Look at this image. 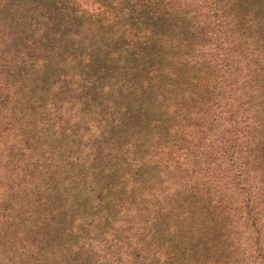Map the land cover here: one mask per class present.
Segmentation results:
<instances>
[{
    "label": "trees",
    "instance_id": "1",
    "mask_svg": "<svg viewBox=\"0 0 264 264\" xmlns=\"http://www.w3.org/2000/svg\"><path fill=\"white\" fill-rule=\"evenodd\" d=\"M97 1L107 5V0ZM92 5L93 0H4L0 8V19L12 35L9 40L0 39V68L12 90L16 113L15 155L17 161L25 159L49 169L43 177L49 173L54 179L49 185L44 181L43 190L62 197L59 202L37 197L34 215L37 219L41 214L51 216L52 221L68 217L70 231L77 228L75 233L89 245L83 248L79 241L63 238L69 229L63 226L64 219L47 226L41 223L40 233L49 241L42 237L33 248H56L58 256L50 264H108L109 256L113 264H140V252L148 264H193L184 239L190 243L206 228L197 202L188 195L178 198L177 209L170 205L162 212L152 210L153 225L145 236L135 220L142 213L143 184L147 177L155 179L164 171L197 180L194 191L198 194L210 192L202 186L209 166L196 163V155L185 156L184 161L179 158L196 135L183 133L179 138L182 125L174 135L166 129L171 122L174 126L168 110L185 98L198 101L205 113H214L223 99L231 98L228 133L233 136L237 160L230 168L236 169L240 179L264 164V0H202V4L201 0H119L112 5L110 29H115L118 19L125 28L106 49L95 40L80 41L84 26L102 28L106 20L86 14ZM247 53L254 68L243 76ZM67 62L76 72L72 92ZM171 67L173 71L166 73ZM115 70L120 73L115 75ZM248 106L254 113L253 127L242 130L236 123L240 115L246 117ZM72 110L88 116L102 129L100 135L84 136L85 128L70 118ZM46 140L58 151L53 166L42 153ZM162 141L163 149L167 148L161 150L164 158L176 165L149 169L146 157H156L161 149L150 145ZM202 144L198 146L204 148ZM212 175L211 179L216 178ZM93 191L99 201L101 228L96 238L102 248L91 255ZM245 193L251 198V188ZM83 215L88 216L87 230L81 228ZM40 262L35 257L26 264Z\"/></svg>",
    "mask_w": 264,
    "mask_h": 264
},
{
    "label": "rangeland",
    "instance_id": "2",
    "mask_svg": "<svg viewBox=\"0 0 264 264\" xmlns=\"http://www.w3.org/2000/svg\"><path fill=\"white\" fill-rule=\"evenodd\" d=\"M118 1L107 0V5L103 6L97 0H93L95 6L89 7V13L86 14L94 20L101 16H104L106 20L102 28H99L96 24L84 26V35L82 34L80 41L83 40L89 44L92 40H95V43L106 49L112 41L117 40L118 31L125 28L122 21L118 19L115 23V29H110V16L113 13L112 5ZM3 4L4 0H0V8ZM79 9L81 10V8ZM201 10L206 12L207 9L203 7ZM206 25L209 26V24ZM210 26L212 30H218L215 24ZM10 30V27L6 26L5 22L0 19V39L3 36V39L9 40L12 37ZM80 41L79 47H82ZM213 54H216V52L214 51ZM71 65L70 62H67L65 69L69 92L74 91L73 84L76 78V72H74ZM243 66L244 71L241 73L243 76L254 68L249 53L246 54L243 60ZM173 68L171 67L165 72H171ZM119 73L120 70L114 71L115 75ZM11 91L0 68V264H26L27 261L33 260L35 257L41 259L40 263L50 264L52 259L58 256L56 248L54 249L50 245L43 249H41L42 247L33 248L35 241L41 240L42 237L43 239L47 238L40 233L42 231L41 223L47 226V224L65 219V223L62 224L69 229L63 233V238L68 236L75 243L79 241L80 243L77 244H84L83 248L89 245L84 241L83 235L75 233L77 228L70 231L71 221L68 217H63V219L55 217L56 220L52 221L51 216L41 214L40 220L34 215L37 210V197H47L56 202H59L62 197L51 194L50 189L43 190L44 181L49 185L50 179H54V176L49 173L43 177V174L47 173L49 169L28 164L29 161L25 159L17 161L15 155V147L18 144L15 123L16 113L11 103ZM230 102L231 98L223 99L214 113H205L204 110H200L198 101H188L186 98L180 105L170 107L168 112L172 117V121H174V126H171V122L166 127L169 133L174 135L178 125H182L183 128L179 133V138L184 137L183 133L185 135L189 133L191 137L196 135L192 138L194 140L190 137L189 141L192 140L190 148H186V151L183 155L180 154L179 158L184 161L185 156L196 155L193 159L196 163L202 162L203 165L209 166L210 170L206 169V174L203 176L205 184L202 186H207L210 192L205 195L198 194L197 191H194L195 185L198 183L197 180L182 179L172 176V173L169 175L162 171L155 179L146 178L142 191L144 193L139 201L142 206V213L141 216L135 218L141 232L148 236L153 225L152 210L162 212L170 205H172V209H177L178 206H175V202L178 198L184 199L189 195L192 201L197 202V206L202 211V217L206 222L204 233H196V238L190 240V243H186L184 239V245L190 247L189 253L192 256L193 264H264V164L259 163L261 166L256 168L255 174L248 175L244 173L240 179L237 177L239 174H236V169L234 167L230 168V165H233L237 160L233 156L235 151V143L232 142L233 136H229L228 133L232 129V123L228 122V116L233 109H230V105H228ZM247 108L248 114L245 115L246 117L243 118L240 115L238 125L236 123V126H239L242 130L247 126L249 129L253 127L254 113L251 106ZM69 115L72 121L79 122L81 129L85 128L84 136L94 137L100 135L102 129L93 124L88 116H80L73 110L69 111ZM243 119H246L247 122L245 123ZM208 121L210 123L207 126ZM202 130H205L206 134L201 135L199 140L195 139ZM163 141L162 143L150 145L152 148L158 149L161 147V149H158L159 153L156 157H146L145 163L149 169L157 167L159 170H164L161 166L167 163H171L175 167L176 164H173L175 162L168 161V158H164L162 154V151L167 150V148L164 147L163 149L162 147ZM240 141H242L241 138ZM200 142L203 143L204 148L198 146ZM75 150L80 151L78 148ZM42 153L48 164L53 166L58 151L50 141L46 140ZM261 156L264 158V152ZM213 173L216 174V178L211 179ZM247 187L251 188V198L245 193ZM183 189L185 191H181ZM218 189H221L222 193ZM245 195L246 198H244ZM90 197L93 202L91 244L94 245L91 255H94V253L100 252L102 248L100 240L96 238L101 228V220L97 219L100 210L97 208L99 201L96 200L95 191L90 192ZM245 203L248 204L247 209L244 208ZM247 211L248 214H246ZM83 216L81 228L87 230L85 221L88 216ZM77 218L75 217V224L79 225ZM199 222L202 223V220ZM60 230H62V227L59 229V233ZM52 233H49L50 239L54 237ZM80 238H82V241ZM46 240L49 241L48 238ZM190 244L192 245L190 246ZM46 245L45 243L44 246ZM19 248L20 251H18ZM43 251L46 253L41 254ZM139 255L140 264H148L145 254L140 252ZM108 264H113L112 256H109Z\"/></svg>",
    "mask_w": 264,
    "mask_h": 264
}]
</instances>
